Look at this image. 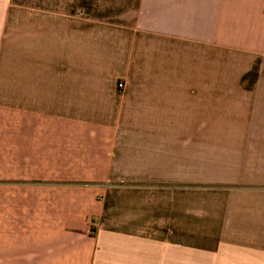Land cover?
Listing matches in <instances>:
<instances>
[{
  "label": "crops",
  "instance_id": "obj_1",
  "mask_svg": "<svg viewBox=\"0 0 264 264\" xmlns=\"http://www.w3.org/2000/svg\"><path fill=\"white\" fill-rule=\"evenodd\" d=\"M0 264H264V0H0Z\"/></svg>",
  "mask_w": 264,
  "mask_h": 264
},
{
  "label": "rangeland",
  "instance_id": "obj_2",
  "mask_svg": "<svg viewBox=\"0 0 264 264\" xmlns=\"http://www.w3.org/2000/svg\"><path fill=\"white\" fill-rule=\"evenodd\" d=\"M122 88H124V84L123 83L119 85L118 89L120 90Z\"/></svg>",
  "mask_w": 264,
  "mask_h": 264
}]
</instances>
